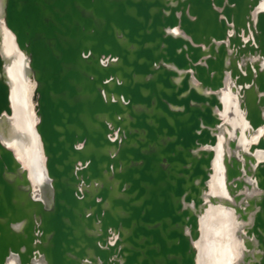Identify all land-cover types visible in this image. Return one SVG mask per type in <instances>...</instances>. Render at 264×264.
I'll use <instances>...</instances> for the list:
<instances>
[{
	"label": "bare ground",
	"instance_id": "1",
	"mask_svg": "<svg viewBox=\"0 0 264 264\" xmlns=\"http://www.w3.org/2000/svg\"><path fill=\"white\" fill-rule=\"evenodd\" d=\"M8 1L0 0V264H264V0H145L154 4L149 24L127 5L147 26L137 24L136 39L152 50L140 60L150 69L133 66L143 46L128 44L123 0L32 5L42 17L51 10L38 41L46 65L63 68L53 98L39 90ZM202 58L208 65L198 66ZM209 203L233 206L234 228L204 257L192 242ZM110 230L119 240L105 250L98 242Z\"/></svg>",
	"mask_w": 264,
	"mask_h": 264
},
{
	"label": "water",
	"instance_id": "2",
	"mask_svg": "<svg viewBox=\"0 0 264 264\" xmlns=\"http://www.w3.org/2000/svg\"><path fill=\"white\" fill-rule=\"evenodd\" d=\"M48 0H9L8 4H7V12L8 14L10 13L11 15V11H12V6L13 4L16 5V11L19 14L20 18H19V22L18 24L14 27L16 34L24 41V48L25 50L28 52V55L31 57L32 59V65H33V69L35 71V78L37 79L38 83L41 84V86H39V90L44 93L42 95L44 98L45 92H48L46 94L50 95V97L53 98V96H55L57 93L55 86L59 85V79L62 78L64 75L62 74V66H60L59 64H54L53 65H46V57H44L42 55L43 50L40 49V45H39V38L38 36H40V34H43L44 31H48L50 30V24L45 22V18L47 17V15L50 13L51 10H45L44 11V17H42L41 15L36 14L34 11H30V6L34 5L40 8H44L46 7V2ZM117 3V2H114ZM155 3H159L160 5H164L161 2H155ZM118 4L122 5L125 9V11L122 10V15L120 16L122 20H124V24H125V29H122L123 31L126 32V35L128 37V44L131 45L134 42H137L140 46H143L142 49L143 51L141 52L142 56L140 57L139 55L137 56V61L134 63V67L140 66V67H146L148 69L151 68L150 63H140L141 58L145 57L144 52L147 54H151L152 50L151 49H147L145 47V43H140L139 40H137V37H142L141 33L139 32V27L138 25L143 26L144 23L142 21H140L137 17L138 16H133L130 15L129 13H127V9L126 6L127 5H136L137 9H139L138 11L140 12V14L142 13L144 15V19L145 21H148L147 24H149L150 18L153 17V15L151 14V7L154 6V4H150L148 2H146L145 0H139L138 2H135L133 0H123L122 2H118ZM165 6V5H164ZM7 14V20L8 23L11 22L9 20V15ZM138 15V14H137ZM126 19L129 21H126ZM126 26H128V28L126 29ZM121 27V26H120ZM144 28H147V26H143ZM157 27L156 29L158 30L159 26H155ZM149 28V26H148ZM129 29V31H128ZM121 30V31H122ZM155 30V31H157ZM152 31V30H151ZM147 34V32H146ZM145 34V35H146ZM148 37H150L148 35ZM88 39H91L88 38ZM153 39V38H152ZM151 39V40H152ZM84 42L87 41V37L83 39ZM142 42V41H141ZM145 47V48H144ZM85 52V49H84ZM86 52H88V50H86ZM85 52V53H86ZM155 52V50L153 51ZM110 54V53H109ZM107 54V55H109ZM136 54V53H135ZM106 55V56H107ZM105 56V55H103ZM42 59V60H41ZM55 60L57 62L60 61V59L55 58ZM144 63L146 65H144ZM167 77L169 78V76L167 75ZM52 80V81H51ZM58 80V81H56ZM165 81V80H164ZM53 82H56L55 85H53ZM3 86V84H1ZM136 87H138V84H129L127 85V88H129V90H137ZM139 88V87H138ZM140 90V89H139ZM143 96V95H142ZM165 99H168L169 96L167 94H165ZM145 97V96H143ZM55 100V99H54ZM168 102H170L168 100ZM43 115L42 114V119H43ZM150 128H152V126H149ZM153 129V128H152ZM43 133V138L44 141L46 143H50L52 144V142L50 141V137L48 136L47 133H45L44 131H42ZM139 155H141L142 158L146 159V162L149 163L150 160L148 159L147 154H144L142 152L137 151ZM150 157V155H149ZM140 158V159H142ZM149 164H147L146 166H142L139 171L143 174H146V171L148 169Z\"/></svg>",
	"mask_w": 264,
	"mask_h": 264
},
{
	"label": "rangeland",
	"instance_id": "3",
	"mask_svg": "<svg viewBox=\"0 0 264 264\" xmlns=\"http://www.w3.org/2000/svg\"><path fill=\"white\" fill-rule=\"evenodd\" d=\"M183 2H185V0L184 1H182V3ZM232 7V5H230V4H227L226 6H224V9H225V13H226V10L227 9H229V8H231ZM174 8H177L176 9V11H175V14H176V16L177 17H179V18H181L182 16H183V12H181L180 13V9H182V6L181 7H174ZM222 7H217V9H221ZM178 10V11H177ZM216 10V9H215ZM216 12H217V14H218V16H222L223 14H224V12H219V11H217L216 10ZM177 14H180L179 16L177 15ZM186 15H187V12H186ZM233 30H234V24L233 23H231L230 24V27H229V30H228V32H227V38L225 39H223V40H221L220 42H221V44H223L224 46H227V43L229 42V39H230V32H233ZM249 32L245 29V28H241V31H240V35H241V39H244V40H246V39H248V38H250V34H248ZM248 35V36H247ZM199 60H201V59H198V61ZM206 60L207 59H205V58H202V60H201V62H200V64H198V66H200V67H202V66H205V65H208V63L206 62ZM108 61V60H107ZM92 67H94V65H92ZM196 73H194V72H191L190 73V75L192 76V77H195V80H197L198 81V79H197V77H196V75H195ZM34 81V80H33ZM33 81L31 80V83H30V88H29V91H28V97H29V111H30V113L31 114H34V113H36L37 112V110H36V102H37V92H36V90H35V88H34V83H33ZM240 109V107H239V105H238V113H237V118H238V121H239V123H240V126H242L244 123L243 122H245V116H243V115H241V111L239 110ZM20 117V116H19ZM21 118V117H20ZM22 120V119H21ZM21 120H20V122H21ZM111 128L112 129H114L113 128V126L111 125ZM241 128H243V129H241ZM120 131H121V128L120 127H118L117 129H115V130H113V133L110 135V137L112 138V139H114V138H116L115 136H117L119 133H120ZM239 131L241 132L240 134H244V127H240L239 128ZM80 149L81 148V146H77L76 147V149ZM11 150H12V152L14 153V154H16L17 156H18V150H16V148H11ZM234 152V153H233ZM44 156V155H43ZM239 156V155H238ZM27 157L28 156H26V159H27ZM45 157V156H44ZM231 157H233L232 158V163H233V161L235 160V164H237V162H238V160L236 161V159L235 158H240V157H237V152H236V149L235 150H233L232 151V154H231ZM19 159H20V157H19ZM24 161L22 160V159H20V163L21 164H25V163H23ZM231 163V166L230 167H232V168H234L235 170H233L232 172H234V171H237V169H236V167H237V165H233ZM234 167H233V166ZM77 167L80 169V168H82V163L81 162H78L77 163ZM76 167V168H77ZM31 179V178H30ZM29 182H30V185H31V189H33V190H36L35 188H36V185H35V183H34V181H33V179H31V180H29ZM84 184V183H83ZM43 186V187H42ZM42 186H39V189H41V192H42V194L44 193L45 194V192H46V185L45 184H43ZM45 188V192H44V189ZM206 192L208 193V194H210L211 192H210V188L209 187H207V189H206ZM43 194V196H45ZM85 192L83 191V196L81 197V198H84L85 196ZM43 196L41 197V199L43 198ZM36 199H37V195H35L34 196ZM84 200V199H83ZM82 200V201H83ZM208 201H210L209 200V198L207 199ZM214 208H217V209H215L214 210ZM220 208V209H219ZM227 208V209H226ZM213 209V210H212ZM231 209H233V206H224V209L222 208V207H220L219 205H212V203H209V205H208V207H206L205 208V210L200 214V216L202 217V219H201V221H200V224H199V228H200V233H199V235L197 236V238H195L194 239V241L192 242L194 245H195V242H196V245L197 246H199L198 244H200L201 246L200 247H197V246H194L193 245V247H195L194 249H196V251L198 252V255L200 256L201 255V253L204 255V257H205V253H207L208 252V246L210 245V243L211 242H213V241H217V238L218 237H220V235H222V233H223V231H224V229L226 230V231H232V230H230V229H232V228H234V221H233V215L231 214V212H230V210ZM79 210H80V208H79ZM212 211H214V212H212ZM206 212H208V213H206ZM221 212V213H220ZM204 213H206V214H204ZM222 213H224V214H222ZM221 214V215H220ZM209 215V216H208ZM213 215V216H212ZM220 215V216H219ZM81 216H82V214H81ZM223 216V217H222ZM232 216V217H231ZM213 217V218H212ZM215 217H217V218H215ZM222 217V218H221ZM207 219V220H206ZM217 221H216V220ZM220 219H222V220H220ZM203 220H204V222L206 221V223L204 224V222H203ZM226 220V221H225ZM207 221H212L211 223L210 222H207ZM203 222V223H202ZM219 222V223H218ZM235 222H237L236 220H235ZM207 223H209L208 224V226H207ZM213 223V225H211ZM217 223V224H216ZM219 224V225H218ZM221 224V225H220ZM223 224V225H222ZM200 226H202V227H204L205 228V226H207L208 228H206V230H204V228H202V227H200ZM220 227V228H219ZM224 227V228H223ZM204 230V232H201L202 231V229ZM209 230H211V231H209ZM214 230H215V233H214ZM203 233V234H202ZM207 233V234H206ZM210 233L212 234L211 236H210ZM215 234V235H214ZM208 235V236H207ZM99 236H103V234H100ZM206 236V237H205ZM218 236V237H217ZM205 237V238H204ZM214 237H216L215 239H214ZM203 238V239H202ZM211 238V239H210ZM220 238H222V237H220ZM102 242H98V244H102V246L101 247H104L105 248V250H109L110 248H112V247H114L115 245H116V243L118 242V240H119V236H118V233H115L114 231H112V230H110L109 232H108V234H107V237H102ZM106 241L105 243L103 242V241ZM203 240H204V242H203ZM219 240V239H218ZM203 242V243H202ZM219 243H220V241H218ZM207 245V246H206ZM219 246H220V244H218ZM202 248H207V249H202ZM219 248V247H218ZM220 249V248H219ZM199 251H201V253L199 252ZM46 252V251H45ZM45 255V253L43 252V254H41V258H42V260L43 259H46V255ZM44 256V257H43ZM201 262V261H200Z\"/></svg>",
	"mask_w": 264,
	"mask_h": 264
}]
</instances>
